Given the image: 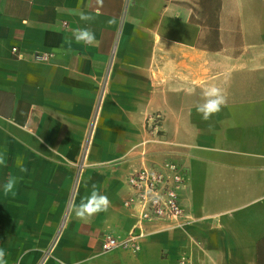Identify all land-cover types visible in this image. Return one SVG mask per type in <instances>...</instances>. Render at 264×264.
<instances>
[{"label": "crops", "instance_id": "obj_1", "mask_svg": "<svg viewBox=\"0 0 264 264\" xmlns=\"http://www.w3.org/2000/svg\"><path fill=\"white\" fill-rule=\"evenodd\" d=\"M211 84L227 103L203 121ZM0 154L6 264H264V0H0ZM166 157L187 170L191 222L103 252L134 223L125 176ZM93 185L110 205L85 221Z\"/></svg>", "mask_w": 264, "mask_h": 264}, {"label": "built area", "instance_id": "obj_2", "mask_svg": "<svg viewBox=\"0 0 264 264\" xmlns=\"http://www.w3.org/2000/svg\"><path fill=\"white\" fill-rule=\"evenodd\" d=\"M15 51L12 48L11 52ZM48 58L47 54L39 56L41 61H47ZM162 124L163 115L160 112L148 116L144 122L146 130L157 140L163 135ZM144 155L145 152L141 150L140 156ZM187 182V170L169 157L150 165L141 163L139 167L133 168L124 178L127 196L122 207L128 211L134 223L121 240L103 237L101 250L109 252L119 249L135 254L141 249L143 240L157 228L173 230L188 225L191 220L182 203ZM177 264H193V261L190 256L184 255Z\"/></svg>", "mask_w": 264, "mask_h": 264}, {"label": "clouds", "instance_id": "obj_3", "mask_svg": "<svg viewBox=\"0 0 264 264\" xmlns=\"http://www.w3.org/2000/svg\"><path fill=\"white\" fill-rule=\"evenodd\" d=\"M102 3V0H100ZM70 14L79 16L81 21H92L95 19L93 15L86 14L83 11L73 10ZM99 15V12L96 13ZM73 38L77 43H83L90 46L97 45L95 34L87 28H77L73 31ZM192 91V90H190ZM203 102L196 105V112L201 116L203 121H209L214 114L219 113L227 103V97L222 90L214 84L208 85L202 92ZM0 165L6 166L5 156L0 154ZM20 171L27 172L26 167H21ZM18 178L9 176L3 185L4 194H14ZM110 201L106 195L100 194L96 190V186H92L91 194L81 201L76 209L78 218L88 221L95 214L106 212L109 208ZM5 251L0 249V264H6ZM60 264H63L61 261ZM80 264H85L81 261Z\"/></svg>", "mask_w": 264, "mask_h": 264}]
</instances>
